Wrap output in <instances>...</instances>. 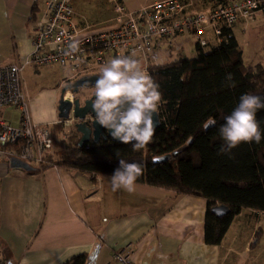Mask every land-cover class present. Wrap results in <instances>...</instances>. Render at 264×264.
Listing matches in <instances>:
<instances>
[{"label":"crops","instance_id":"crops-1","mask_svg":"<svg viewBox=\"0 0 264 264\" xmlns=\"http://www.w3.org/2000/svg\"><path fill=\"white\" fill-rule=\"evenodd\" d=\"M155 1L160 0H118L129 10ZM190 1L193 5L197 0ZM34 2L38 8L36 20L45 0H0V66L18 63L29 55L35 22L29 17ZM105 2L112 4L110 0L102 1ZM72 6L74 19L81 26L103 15L102 10L90 15L84 8L73 3ZM99 6L102 8V4ZM251 22L240 20L234 24L232 34L237 42L236 29ZM208 37L212 45V37ZM195 40L193 34L178 35L170 43L155 40L149 60L156 48L165 53L173 47L174 55L181 52L191 58L195 54ZM54 66L42 69L54 72L49 69ZM38 68L25 67L22 88L33 122L51 126L60 119L58 89L66 80L73 81L72 73L68 68L58 70L49 77L47 86L31 88L24 76H41L44 70ZM44 89L50 99L43 98ZM3 114L13 124L18 122L14 108H5ZM205 210V200L196 196L137 183L132 193L113 191L107 177L90 180L84 173L58 165L29 172L11 168L9 161H2L0 264H64L81 253L86 255L84 264H116L114 253L126 246L134 264H255L250 256L252 249L248 248L254 233L251 224L244 220L263 213L243 209L234 217L221 243L210 245L204 242ZM246 226L250 233L244 237ZM160 253L167 260H160Z\"/></svg>","mask_w":264,"mask_h":264},{"label":"trees","instance_id":"trees-1","mask_svg":"<svg viewBox=\"0 0 264 264\" xmlns=\"http://www.w3.org/2000/svg\"><path fill=\"white\" fill-rule=\"evenodd\" d=\"M37 5L30 9L29 20H35ZM224 40L206 49L195 40V54L188 58L178 52L163 67L150 61L146 71L159 84L162 102L158 116L160 125L152 141L141 151L131 144L111 140L88 142L78 146L79 133L71 129L63 137L60 123L50 126L53 154H47L39 166L65 167L68 171L110 178L118 167V159L143 165V174L136 181L180 195L200 197L206 202L204 242L219 245L235 216L243 209L264 214V138L259 143H241L229 154H221L223 140L219 127L231 114L242 94L264 98V65L244 63L243 52L232 29H223ZM232 74V80L226 75ZM209 117L216 125L207 130L202 124ZM264 133V110L257 112ZM8 147V146H7ZM15 149L16 146L8 147ZM119 153L117 157L116 153ZM166 157L153 161L157 157ZM216 205L228 208L224 215L211 212ZM257 228L251 247L259 239ZM84 253L64 264H84Z\"/></svg>","mask_w":264,"mask_h":264},{"label":"built area","instance_id":"built-area-1","mask_svg":"<svg viewBox=\"0 0 264 264\" xmlns=\"http://www.w3.org/2000/svg\"><path fill=\"white\" fill-rule=\"evenodd\" d=\"M110 2L116 23L105 30L90 31L87 25L75 21L71 0H45L34 22L29 55L18 63L0 66V162L17 158L39 166L53 148L50 125L36 124L30 116L28 97L22 88L25 67L68 68L75 80L98 74L99 67L110 58L132 52L137 57L147 56L155 40L170 43L178 35L193 34L199 47L206 49L208 36L216 45L224 40V28L232 29L237 21L248 22L264 15V0H211L201 11H193L190 0H160L133 10L118 0ZM70 38L81 40V50L67 56L64 51ZM7 107L17 111L16 124L4 116ZM57 123L65 133L74 128L75 119L69 115ZM7 146H16V150ZM128 248L114 253L116 264H134Z\"/></svg>","mask_w":264,"mask_h":264},{"label":"clouds","instance_id":"clouds-1","mask_svg":"<svg viewBox=\"0 0 264 264\" xmlns=\"http://www.w3.org/2000/svg\"><path fill=\"white\" fill-rule=\"evenodd\" d=\"M80 46V39L70 38L64 54L75 55L80 52ZM151 59L157 67L168 63L166 52H157ZM225 78L231 81L232 74L228 73ZM92 96L91 110L95 113V123L106 129L112 139L131 144L133 151L145 149L152 141L156 127L153 116L158 115L163 97L159 84L145 70L135 52L110 58L99 67L92 85ZM261 110H264V98L247 93L240 96L239 103L230 115L224 117V123L219 127L224 142L221 154L231 153L241 143H259L264 138L257 120V112ZM215 125L216 120L209 117L203 122L202 129ZM116 155L119 157L118 152ZM143 170L140 163L118 159V167L110 177L112 190L134 192ZM158 258L167 260L164 253H160Z\"/></svg>","mask_w":264,"mask_h":264},{"label":"rangeland","instance_id":"rangeland-1","mask_svg":"<svg viewBox=\"0 0 264 264\" xmlns=\"http://www.w3.org/2000/svg\"><path fill=\"white\" fill-rule=\"evenodd\" d=\"M100 1H101V3H100ZM102 1H104V0H71V2L77 8H84L85 12L90 14V15L95 14L96 11L98 13L102 10L103 15H102V17H100L99 20L91 22V23L88 20L87 28L90 31L105 30V29L110 28L111 26H113L116 23L114 20L115 14H114V11L112 8V4L107 5L106 2L102 3ZM210 1L211 0H197L195 3L193 2L192 10L193 11L205 10V8H207V6L209 5ZM99 4H102V8H101V6H99ZM132 7H134V6H132ZM242 28L244 30H242ZM235 32H236V36L238 38L239 45H240L242 52H243L244 63L248 64V65H254L257 63L264 65V15L259 17L256 20L252 21L251 23H249L247 25H244V24L241 25L240 27H238L236 29ZM158 49L159 48H156V50H154V53L152 54V56L155 53L159 52ZM166 53L168 55V61H170L174 57V47L170 51H166ZM149 57H150V55H147L145 57H137L140 59L142 66L144 68H146V65L148 63H150ZM38 69L44 70V72H41V74H39L41 76L37 77V74H34V76L36 75L35 77L32 76V74H28L27 76H24V78L27 80V82L29 83V86L31 88H33L35 86H47V84L50 81L49 77H52V73H55L58 70L63 72L64 69H65L64 71H67L66 68H62L59 66H54L52 68H49L54 72H48V71L45 72L46 71L45 69H47V68L42 69V67H40ZM68 82H69V80H68ZM68 82L66 80L64 83H68ZM61 89H62V86L59 87L58 91H61ZM44 90L46 92H43V94H42L43 98L44 99H46V98L50 99L48 92H47L48 90L47 89H44ZM90 92H91V90H88V91L85 90L84 94L87 96ZM66 94H67L66 97L69 98L70 92L68 91ZM62 129H63V127H62ZM70 130H71V128L68 131H66L65 133H63V137H66ZM55 151H57V148L53 145V148L48 153V155L53 154ZM244 221L251 224V228H252L253 233H254L253 237L255 235L257 228L260 229V231H261V232H259V234H260L259 239H258L257 243L255 244V246L251 247V243L253 240V237H252L251 243L249 244L248 248L252 249L250 256L255 259V264H256V260H258V264H264V214L260 215V217L259 216L258 217L248 216V218ZM237 223L238 222H236V225H237ZM243 229L246 230V231H244V233H245L244 237L248 236V234L250 233L249 227L246 226ZM246 258H248V257L245 256V259Z\"/></svg>","mask_w":264,"mask_h":264},{"label":"water","instance_id":"water-1","mask_svg":"<svg viewBox=\"0 0 264 264\" xmlns=\"http://www.w3.org/2000/svg\"><path fill=\"white\" fill-rule=\"evenodd\" d=\"M97 75L98 74L83 75L66 83L61 89V94L57 103L58 118L66 119L71 115L75 119L74 128L79 133V139L77 142L78 146H82L90 141L97 143L100 140L119 142L112 139L106 129L95 123V113L91 110L92 98H87L82 101H79V99L76 98L71 101L64 97V92L67 89L77 92L79 89L92 88V85H94L97 79ZM85 84H87L88 87H83ZM153 119L156 124L155 129H157L160 125L159 116L154 115ZM157 158L159 159H153V161H161L166 157L163 156ZM9 166L11 168H20L24 171H30L32 169L30 164L17 158H11L9 160ZM211 212L217 216H221L228 212V208L223 205H216L211 208Z\"/></svg>","mask_w":264,"mask_h":264},{"label":"flooded vegetation","instance_id":"flooded-vegetation-1","mask_svg":"<svg viewBox=\"0 0 264 264\" xmlns=\"http://www.w3.org/2000/svg\"><path fill=\"white\" fill-rule=\"evenodd\" d=\"M88 91V90H91V92L86 96L84 94V92ZM70 92V97L68 99H70L71 101H73L74 99L78 98L79 101H82V100H85L87 98H92L94 99V97L92 96V88H88V89H79L77 92H73L71 89H67L65 92H64V95L67 93V92Z\"/></svg>","mask_w":264,"mask_h":264}]
</instances>
